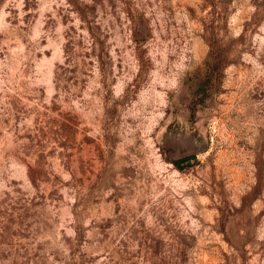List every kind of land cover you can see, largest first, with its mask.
I'll list each match as a JSON object with an SVG mask.
<instances>
[{
    "label": "rangeland",
    "instance_id": "1",
    "mask_svg": "<svg viewBox=\"0 0 264 264\" xmlns=\"http://www.w3.org/2000/svg\"><path fill=\"white\" fill-rule=\"evenodd\" d=\"M0 264H264V0H0Z\"/></svg>",
    "mask_w": 264,
    "mask_h": 264
},
{
    "label": "flooded vegetation",
    "instance_id": "2",
    "mask_svg": "<svg viewBox=\"0 0 264 264\" xmlns=\"http://www.w3.org/2000/svg\"><path fill=\"white\" fill-rule=\"evenodd\" d=\"M191 157H186V158H183V159H178V160H175L174 161V163L176 164V163H179L177 166H180V164L182 163V162H184V161H187V160H189Z\"/></svg>",
    "mask_w": 264,
    "mask_h": 264
},
{
    "label": "trees",
    "instance_id": "3",
    "mask_svg": "<svg viewBox=\"0 0 264 264\" xmlns=\"http://www.w3.org/2000/svg\"><path fill=\"white\" fill-rule=\"evenodd\" d=\"M214 48V47H213ZM177 165L179 164V163H176Z\"/></svg>",
    "mask_w": 264,
    "mask_h": 264
}]
</instances>
